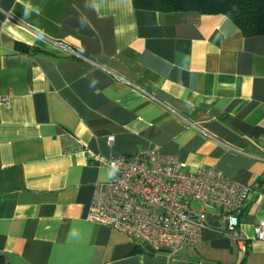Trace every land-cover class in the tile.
I'll use <instances>...</instances> for the list:
<instances>
[{
    "label": "crops",
    "instance_id": "1",
    "mask_svg": "<svg viewBox=\"0 0 264 264\" xmlns=\"http://www.w3.org/2000/svg\"><path fill=\"white\" fill-rule=\"evenodd\" d=\"M0 96L8 264H264V36L133 0H0ZM150 150L250 186L245 243L221 230L219 210L173 258L89 222L108 160Z\"/></svg>",
    "mask_w": 264,
    "mask_h": 264
},
{
    "label": "built area",
    "instance_id": "2",
    "mask_svg": "<svg viewBox=\"0 0 264 264\" xmlns=\"http://www.w3.org/2000/svg\"><path fill=\"white\" fill-rule=\"evenodd\" d=\"M0 103L9 104L10 96H0ZM108 142L113 145L114 137ZM106 167L112 178L96 185L89 222L117 230L143 248L173 258L181 249L201 244L207 212L219 210L221 230L245 243L238 227L250 186L203 167L187 173L179 158L158 150L111 158ZM254 238L264 242V219L254 226Z\"/></svg>",
    "mask_w": 264,
    "mask_h": 264
},
{
    "label": "trees",
    "instance_id": "3",
    "mask_svg": "<svg viewBox=\"0 0 264 264\" xmlns=\"http://www.w3.org/2000/svg\"><path fill=\"white\" fill-rule=\"evenodd\" d=\"M133 3L138 9L157 12L224 15L245 37L264 36V0H133ZM0 264L8 263L0 257Z\"/></svg>",
    "mask_w": 264,
    "mask_h": 264
},
{
    "label": "rangeland",
    "instance_id": "4",
    "mask_svg": "<svg viewBox=\"0 0 264 264\" xmlns=\"http://www.w3.org/2000/svg\"><path fill=\"white\" fill-rule=\"evenodd\" d=\"M193 207L198 209L199 208V205L198 204H193Z\"/></svg>",
    "mask_w": 264,
    "mask_h": 264
}]
</instances>
